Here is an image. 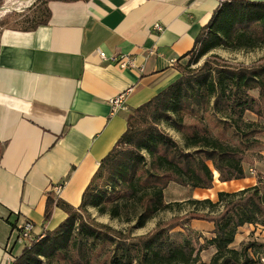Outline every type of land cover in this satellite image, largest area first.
<instances>
[{
  "label": "trees",
  "instance_id": "obj_1",
  "mask_svg": "<svg viewBox=\"0 0 264 264\" xmlns=\"http://www.w3.org/2000/svg\"><path fill=\"white\" fill-rule=\"evenodd\" d=\"M42 1L44 11L32 26L9 28L29 31L47 24L51 16L47 4L53 0ZM260 47H264V1H222L194 48L183 56H190L185 70L129 114L125 132L101 160L80 206L50 195L44 222L52 220L56 207L66 212V218L27 242L12 264H208L200 253L210 246L216 252L209 264H258L249 251L264 252L263 243L251 242L241 250L231 245L243 226L264 227L263 175L254 186L220 191L216 202L187 201L193 206V219L214 223L212 238H205L199 248L181 233L172 235L170 229L176 225L159 223L142 236H133V231L177 205L165 200L170 182L195 190L212 189L215 171L220 182L248 178L244 162L249 151L263 146L258 135L264 131V60L231 64L212 55L197 70L190 67L216 49ZM248 113L259 120L247 118ZM210 120L220 128L218 133ZM91 210L129 226L123 230L99 222Z\"/></svg>",
  "mask_w": 264,
  "mask_h": 264
},
{
  "label": "crops",
  "instance_id": "obj_2",
  "mask_svg": "<svg viewBox=\"0 0 264 264\" xmlns=\"http://www.w3.org/2000/svg\"><path fill=\"white\" fill-rule=\"evenodd\" d=\"M222 1L53 0L47 24L1 29L0 264L8 247L14 256L22 250L25 222L38 236L66 218L56 207L44 222L50 195L80 206L129 114L177 78L175 66ZM118 56L136 67L118 66L111 60ZM123 92L127 109L113 112L110 100ZM248 179L222 185L243 188Z\"/></svg>",
  "mask_w": 264,
  "mask_h": 264
},
{
  "label": "rangeland",
  "instance_id": "obj_3",
  "mask_svg": "<svg viewBox=\"0 0 264 264\" xmlns=\"http://www.w3.org/2000/svg\"><path fill=\"white\" fill-rule=\"evenodd\" d=\"M8 1L9 0H0V6L5 5ZM11 1L14 0H10L9 2ZM44 3L45 2L42 0H36L33 2V4L31 3L28 7L22 10H13L6 13H0V31L4 27L22 28L32 26L35 21L42 16V12L44 11L45 7ZM9 20H11L9 25H2L4 22ZM212 55H216L220 59L225 60L231 64L252 65L264 60V47L248 51H230L225 49H216L207 56L203 57L197 64L192 65L190 67L191 70H197L198 68H200L204 64L206 59ZM189 58L190 56L185 57L182 63H178L175 66L176 70L178 71V76L180 75V72L182 70H185V62H187ZM247 118L252 120H259L257 115L254 113H248ZM209 124L216 133H218V130L220 131V128L215 125L213 120H210ZM163 127L166 130V125H163ZM169 132L176 138V140H181L180 136L177 133L173 131ZM258 138L262 140L263 146L255 147L254 149L249 151V157L244 162V166L248 178L250 179H248V181H245V183L243 182V188L235 186L231 189V187H226L225 185H222V183L224 182H220L218 180L219 174L217 171H215V182L212 189L198 188L193 190L178 183L170 182L166 186L165 200L168 203H175L177 205L174 206L172 210H166L159 213L156 218L151 220L146 225V227L134 229L133 236H142L151 233L156 229L157 224L161 223L171 224L174 226L176 225L174 228L172 227L170 229L172 235L177 236L179 233H181L182 236L184 235L186 237H189L197 248H199L201 244L205 243V238H212V230L214 228V223L204 219H193V206L190 205L187 201L193 198H210L216 202L218 200V193L220 191L234 192L257 184L258 176H264V131L258 135ZM91 213L92 218H95L99 222L109 224L115 228L126 230L129 226L128 224L120 223L117 220H111L109 216H99L95 210H91ZM182 224H185L186 228H182ZM251 242L264 244V227H262L261 225L243 226L242 229H239V232L236 236V240L231 245V247L233 249L241 250L243 245H246ZM215 252L216 249L213 246L202 250L200 253L201 260L209 264ZM249 253L252 258L259 262L258 264H264L263 249H260V251L258 252H256L254 249H250Z\"/></svg>",
  "mask_w": 264,
  "mask_h": 264
},
{
  "label": "built area",
  "instance_id": "obj_4",
  "mask_svg": "<svg viewBox=\"0 0 264 264\" xmlns=\"http://www.w3.org/2000/svg\"><path fill=\"white\" fill-rule=\"evenodd\" d=\"M154 28L158 31L163 30V26L159 23L155 24ZM100 56L104 60L108 59L105 52H100ZM111 60L114 61L118 66L122 68H135L136 67L135 59L130 56H118V57L112 58ZM174 62L175 60H173V63ZM127 95H128V92H123L110 100V104L112 106L113 112L127 109V106H126ZM63 186L64 184H58L54 187L53 191L57 195H59ZM34 229L35 227L32 222L30 221L25 222L18 232L17 242H20L23 245H25L27 242L33 240L36 237L34 235ZM6 257H7V264H12L13 261L15 260V256L12 254L9 247L7 248Z\"/></svg>",
  "mask_w": 264,
  "mask_h": 264
},
{
  "label": "bare ground",
  "instance_id": "obj_5",
  "mask_svg": "<svg viewBox=\"0 0 264 264\" xmlns=\"http://www.w3.org/2000/svg\"><path fill=\"white\" fill-rule=\"evenodd\" d=\"M9 1L2 7V9H0V13H6L13 10H22L28 7L31 3L33 4L35 0H14L11 2Z\"/></svg>",
  "mask_w": 264,
  "mask_h": 264
},
{
  "label": "water",
  "instance_id": "obj_6",
  "mask_svg": "<svg viewBox=\"0 0 264 264\" xmlns=\"http://www.w3.org/2000/svg\"><path fill=\"white\" fill-rule=\"evenodd\" d=\"M35 1H36V0H35ZM3 6H4V5L0 6V9H2Z\"/></svg>",
  "mask_w": 264,
  "mask_h": 264
}]
</instances>
